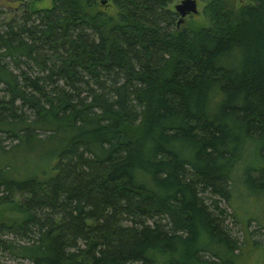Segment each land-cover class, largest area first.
Instances as JSON below:
<instances>
[{
    "label": "trees",
    "instance_id": "16d2710c",
    "mask_svg": "<svg viewBox=\"0 0 264 264\" xmlns=\"http://www.w3.org/2000/svg\"><path fill=\"white\" fill-rule=\"evenodd\" d=\"M179 1L0 7V264H245L226 221L264 193V0L201 25Z\"/></svg>",
    "mask_w": 264,
    "mask_h": 264
},
{
    "label": "rangeland",
    "instance_id": "374dc122",
    "mask_svg": "<svg viewBox=\"0 0 264 264\" xmlns=\"http://www.w3.org/2000/svg\"><path fill=\"white\" fill-rule=\"evenodd\" d=\"M98 2L90 9L91 12H95L98 9H102L110 15L117 17L118 7L112 2V0H97ZM207 0H197L198 11L188 13L181 21L183 25H187L189 22L195 24H208L209 18L203 12V6ZM236 5H241L248 0H235ZM53 0H0V7L5 11V17L12 15L15 12H19L23 8H40L48 7L52 5ZM174 6V5H173ZM255 195L251 197L248 195V191L244 188L238 189L237 198L235 202V208L237 207V215H228L226 223L231 228L234 236H236L243 249V257L245 264H264V193L253 192ZM262 195V196H260ZM222 205L227 207L231 212L233 207H229L225 201ZM6 208V210H8ZM1 212L3 216L8 215V211ZM10 213V212H9ZM254 217L250 222H246L243 217ZM260 224H259V223ZM262 224V225H261ZM4 256V255H2ZM3 258V257H2ZM8 257L4 256L6 260ZM247 262V263H246Z\"/></svg>",
    "mask_w": 264,
    "mask_h": 264
},
{
    "label": "water",
    "instance_id": "95a60500",
    "mask_svg": "<svg viewBox=\"0 0 264 264\" xmlns=\"http://www.w3.org/2000/svg\"><path fill=\"white\" fill-rule=\"evenodd\" d=\"M175 8L180 14L179 22H181L188 13L198 11L197 0H180L175 4Z\"/></svg>",
    "mask_w": 264,
    "mask_h": 264
},
{
    "label": "bare ground",
    "instance_id": "6f19581e",
    "mask_svg": "<svg viewBox=\"0 0 264 264\" xmlns=\"http://www.w3.org/2000/svg\"><path fill=\"white\" fill-rule=\"evenodd\" d=\"M176 9V8H175ZM181 23V22H180Z\"/></svg>",
    "mask_w": 264,
    "mask_h": 264
}]
</instances>
